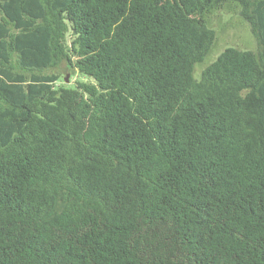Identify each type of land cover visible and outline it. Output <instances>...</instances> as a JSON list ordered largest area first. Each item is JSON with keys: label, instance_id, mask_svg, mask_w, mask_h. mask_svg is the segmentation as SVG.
Segmentation results:
<instances>
[{"label": "trees", "instance_id": "1", "mask_svg": "<svg viewBox=\"0 0 264 264\" xmlns=\"http://www.w3.org/2000/svg\"><path fill=\"white\" fill-rule=\"evenodd\" d=\"M0 264H264V0H0Z\"/></svg>", "mask_w": 264, "mask_h": 264}, {"label": "rangeland", "instance_id": "2", "mask_svg": "<svg viewBox=\"0 0 264 264\" xmlns=\"http://www.w3.org/2000/svg\"><path fill=\"white\" fill-rule=\"evenodd\" d=\"M194 15L212 29L215 34L214 43L208 55L203 62L194 66V78L198 79L201 72L213 63L226 48L233 47L239 50L258 51L259 44L256 35L250 25L239 15L238 8L233 5H225L219 9L208 8L201 12H195ZM67 40H70L69 35ZM43 74H54L60 77L59 81L56 82V86L69 85L71 87L78 81H85L82 76L69 69L65 64H61L55 70H47Z\"/></svg>", "mask_w": 264, "mask_h": 264}]
</instances>
